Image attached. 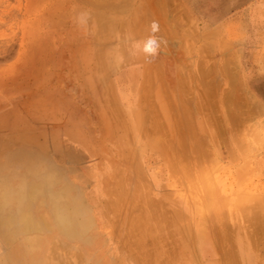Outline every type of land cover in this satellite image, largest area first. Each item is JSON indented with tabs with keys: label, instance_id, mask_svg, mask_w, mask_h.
<instances>
[{
	"label": "rangeland",
	"instance_id": "374dc122",
	"mask_svg": "<svg viewBox=\"0 0 264 264\" xmlns=\"http://www.w3.org/2000/svg\"><path fill=\"white\" fill-rule=\"evenodd\" d=\"M34 169L76 224L46 264H264V0H0V176Z\"/></svg>",
	"mask_w": 264,
	"mask_h": 264
},
{
	"label": "bare ground",
	"instance_id": "6f19581e",
	"mask_svg": "<svg viewBox=\"0 0 264 264\" xmlns=\"http://www.w3.org/2000/svg\"><path fill=\"white\" fill-rule=\"evenodd\" d=\"M70 4V3H69ZM147 9V8H146ZM77 12V9H75ZM80 12V11H79ZM80 14V13H79ZM138 25V24H137ZM139 30V29H138ZM136 31V30H135ZM141 32V31H140ZM143 32V31H142ZM153 33L152 29L149 31ZM137 34V32H135ZM140 34V33H139ZM142 34V33H141ZM148 34V33H147ZM150 35V34H149ZM126 36V35H125ZM130 36V35H129ZM137 36V35H136ZM135 36V37H136ZM139 36V35H138ZM150 36H146L143 38H137V40H133V50H135V55H126L127 58L132 59L131 62H133V59L135 58V61L138 60L141 63L145 61L144 59L148 55L144 51V43L149 39ZM125 38V37H124ZM131 38V37H130ZM40 39V38H39ZM127 39V38H126ZM41 40V39H40ZM167 40V39H166ZM127 43V42H126ZM159 43V41H158ZM131 44V43H130ZM126 45V44H125ZM129 46V45H128ZM160 46V45H159ZM160 48V47H159ZM162 48V47H161ZM126 49V48H125ZM128 50V48H127ZM158 48L156 49V51ZM100 51V50H99ZM123 51V50H122ZM132 51V49H131ZM121 52V50H120ZM131 53V52H130ZM146 54V55H145ZM123 55V54H122ZM118 56V55H117ZM117 56L115 58H117ZM149 56V55H148ZM132 57V58H131ZM144 57V59H143ZM119 58V57H118ZM146 62V61H145ZM144 63V62H143ZM160 65V64H159ZM130 73V72H129ZM125 77H121L120 79V85L122 88H129L131 93H133L136 89V83L135 81L131 82L129 80V74ZM159 73V72H158ZM135 74V73H132ZM146 75V73H145ZM137 76V74H136ZM145 80V79H144ZM142 85V84H141ZM145 85V84H144ZM147 86V85H146ZM147 88V87H144ZM147 91V90H146ZM125 92V91H124ZM130 93V94H131ZM135 93V92H134ZM147 93V92H146ZM126 94V93H125ZM127 95V94H126ZM125 95V96H126ZM133 100V96L131 97ZM113 100V99H112ZM116 100V99H115ZM136 100V99H135ZM143 100V99H142ZM117 103V102H116ZM133 102H131L129 108L127 111L129 113L133 114L134 117L138 118L134 111V107L132 105ZM134 105L137 106V101H135ZM35 106V105H34ZM116 106V104L114 105ZM115 108V107H114ZM119 108V107H118ZM29 110V109H28ZM145 110V109H144ZM37 111V110H36ZM117 111V109H116ZM137 111V110H136ZM45 112V111H44ZM148 113V112H147ZM150 113V112H149ZM41 115V114H40ZM147 117V116H146ZM28 120V119H27ZM20 121V120H19ZM146 121V120H145ZM137 123H139V120H137ZM136 124V123H135ZM54 125V124H53ZM104 129V128H103ZM130 136V135H129ZM196 151V150H195ZM201 152V151H200ZM77 158V157H76ZM28 165V164H27ZM26 166V165H25ZM53 172H50L51 177H46L43 175V173L39 170H30L29 172H26L24 174L18 175L14 177L15 182H9L7 178L3 176H0V230H1V223L3 225H6L7 221L12 222L13 224H16L17 226H20L15 229L19 233H26L29 231H34L35 229H39V231L42 229V231H46V228L52 227L55 229H59L61 232L69 231V229H74L76 227V224L72 222V220L64 213L67 209H64L63 204L61 201L57 199H52V190L53 186L51 185V179L54 177ZM50 186V187H48ZM60 191H64L63 189H60ZM49 195V197H47ZM130 196V195H129ZM126 197V196H125ZM184 202V201H183ZM24 203L26 206L25 208H20V205ZM47 204L50 205L52 210V225H50L48 220H45V222H42L38 220V222L33 223L31 219V210H28L31 208H34L36 205L44 206ZM186 205V204H185ZM190 205V204H189ZM11 206H15L17 209L11 210ZM209 206V205H208ZM210 207V206H209ZM212 210V209H211ZM30 212L29 214L27 212ZM221 216V215H220ZM244 220V219H243ZM252 220V219H251ZM253 222V221H252ZM38 223V224H36ZM254 224V223H253ZM228 226V225H227ZM250 226V224H249ZM262 227V226H261ZM249 228V227H248ZM8 229V228H7ZM6 229V230H7ZM229 229V228H228ZM259 229V228H258ZM231 231V230H230ZM263 232V231H262ZM250 234V233H249ZM163 235V234H162ZM258 235V233H257ZM254 236V235H253ZM157 237V236H156ZM226 237V236H225ZM252 238V237H251ZM172 240V239H171ZM230 240V239H229ZM53 241V240H52ZM253 241V240H252ZM251 241V242H252ZM232 242V241H231ZM27 243V242H26ZM61 243H64V240L61 241ZM1 244V243H0ZM29 245V249L25 252V255L21 258L16 257L12 252L8 256V260L13 262L14 264H38V262L44 261V254L40 252V254L37 255L36 259H28V257L31 256V249L32 244L27 243ZM75 245L74 243H70L69 248H72V245ZM168 244V243H167ZM52 245V244H51ZM60 245V244H59ZM149 245V244H148ZM171 246V245H170ZM57 247V246H56ZM166 247V246H165ZM1 248V247H0ZM261 248V246L259 247ZM26 250V249H25ZM177 250V248H176ZM174 251V250H173ZM52 252V251H51ZM77 252V251H76ZM150 252V251H149ZM50 253V251H49ZM56 253V251H55ZM174 253V252H173ZM20 254V253H18ZM168 254V253H167ZM21 255V254H20ZM30 255V256H29ZM151 255V254H149ZM262 255V254H261ZM55 256V255H54ZM7 257V256H6ZM39 257V259H38ZM151 257V256H150ZM26 258V260H25ZM137 258V257H136ZM152 258V257H151ZM144 259V258H143ZM49 262V261H48ZM139 262V261H138ZM82 264V263H81Z\"/></svg>",
	"mask_w": 264,
	"mask_h": 264
},
{
	"label": "crops",
	"instance_id": "0c3cea01",
	"mask_svg": "<svg viewBox=\"0 0 264 264\" xmlns=\"http://www.w3.org/2000/svg\"><path fill=\"white\" fill-rule=\"evenodd\" d=\"M25 204L22 203L20 205V208H25ZM44 205L43 207H45ZM11 210H16L17 208L15 206H11ZM31 210V219L33 223L38 222V220L43 216L45 220H48L45 216V212L47 213V210L45 209L41 210V206L36 205L34 208L28 209ZM30 213L29 211L27 212ZM38 224V223H36ZM39 225V224H38ZM20 226H17L16 224H13L12 222L7 221L6 225H3L1 223V230H0V264H14L13 262L8 260V256L11 254V252L19 245L22 244V242L31 243L33 246L31 248V256L28 257L29 261L30 259H36L37 254H40L42 252L44 254V261L38 262V264H46V258L48 250L47 245L49 243H52L49 239V232L48 230L44 231H29L26 233H17L18 231L15 229ZM8 228V229H7ZM7 229V230H6ZM65 243V239H64ZM13 253V252H12ZM7 256V257H6ZM39 259V257H38ZM26 260V258H25ZM31 264V263H30ZM34 264V263H33Z\"/></svg>",
	"mask_w": 264,
	"mask_h": 264
},
{
	"label": "clouds",
	"instance_id": "9594fccd",
	"mask_svg": "<svg viewBox=\"0 0 264 264\" xmlns=\"http://www.w3.org/2000/svg\"><path fill=\"white\" fill-rule=\"evenodd\" d=\"M158 23L153 21L151 24V28L153 33H155L156 31H158ZM159 44H158V38L153 35L150 36L149 39L144 43L143 47H144V51L149 54V55H156V49L158 48Z\"/></svg>",
	"mask_w": 264,
	"mask_h": 264
}]
</instances>
